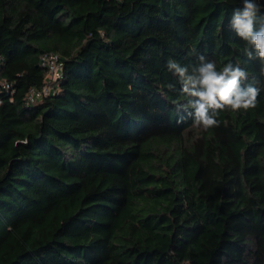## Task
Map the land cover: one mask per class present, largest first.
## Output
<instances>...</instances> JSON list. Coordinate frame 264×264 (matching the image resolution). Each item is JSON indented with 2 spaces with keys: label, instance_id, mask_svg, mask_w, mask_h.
<instances>
[{
  "label": "trees",
  "instance_id": "trees-1",
  "mask_svg": "<svg viewBox=\"0 0 264 264\" xmlns=\"http://www.w3.org/2000/svg\"><path fill=\"white\" fill-rule=\"evenodd\" d=\"M242 7L0 0V264H264V62L231 26ZM44 54L63 75L32 103ZM201 56L244 69L256 106L194 126L167 64Z\"/></svg>",
  "mask_w": 264,
  "mask_h": 264
},
{
  "label": "clouds",
  "instance_id": "clouds-1",
  "mask_svg": "<svg viewBox=\"0 0 264 264\" xmlns=\"http://www.w3.org/2000/svg\"><path fill=\"white\" fill-rule=\"evenodd\" d=\"M242 3V8L233 11L231 26L238 37L252 45V50L246 51L247 57L252 59L255 54L264 62V14H261L264 5L257 0H242ZM199 59L201 63L191 72L174 60L167 64L168 70L178 78L182 93L190 97L187 105L178 108H191L194 126L206 129L216 126V114L225 108L238 111L256 106L260 89L253 84H242L248 74L238 64H226L218 71L214 62L205 61L203 56Z\"/></svg>",
  "mask_w": 264,
  "mask_h": 264
},
{
  "label": "built area",
  "instance_id": "built-area-1",
  "mask_svg": "<svg viewBox=\"0 0 264 264\" xmlns=\"http://www.w3.org/2000/svg\"><path fill=\"white\" fill-rule=\"evenodd\" d=\"M41 63L45 67L48 74V83L40 90L32 89L29 92V102H36L47 96L54 88L55 82H57L63 75L64 62L58 54H44L41 58Z\"/></svg>",
  "mask_w": 264,
  "mask_h": 264
}]
</instances>
